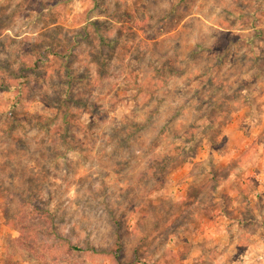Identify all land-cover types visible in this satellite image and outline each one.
I'll return each mask as SVG.
<instances>
[{"label":"rangeland","instance_id":"rangeland-1","mask_svg":"<svg viewBox=\"0 0 264 264\" xmlns=\"http://www.w3.org/2000/svg\"><path fill=\"white\" fill-rule=\"evenodd\" d=\"M0 264H264V0H0Z\"/></svg>","mask_w":264,"mask_h":264},{"label":"crops","instance_id":"crops-1","mask_svg":"<svg viewBox=\"0 0 264 264\" xmlns=\"http://www.w3.org/2000/svg\"><path fill=\"white\" fill-rule=\"evenodd\" d=\"M230 192H231V190H230ZM254 218V217H253ZM246 219V218H245ZM238 221L239 222H242V226H244L243 224H246L249 220H247L246 222L244 221V218H242V215H239V219H238ZM238 221H237V223H238ZM256 236H254V235H247L246 234V231H244V230H242V233L239 235V237H238V240H236V241H238V242H235L234 243V245L236 246V247H234V248H236L235 250L237 251V249L239 250V252H240V250H243V249H241V248H243V247H241L242 245H243V243H244V241L245 240H251V243L253 242V239L255 238ZM240 243H241V245H240ZM250 243V244H251ZM238 245H240V246H238ZM244 246V245H243ZM249 247H251V245L249 246ZM245 248V247H244ZM249 250H251V248H249ZM243 253H240L239 255H241L242 257H247V255H248V253H247V250L246 249H244V251H242ZM238 253V252H237Z\"/></svg>","mask_w":264,"mask_h":264}]
</instances>
